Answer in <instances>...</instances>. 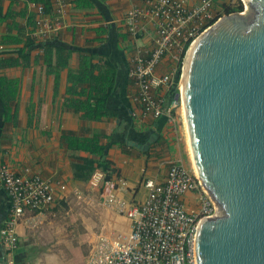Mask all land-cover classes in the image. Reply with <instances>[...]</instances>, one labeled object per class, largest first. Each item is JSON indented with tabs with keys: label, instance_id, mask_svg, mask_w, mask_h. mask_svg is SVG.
<instances>
[{
	"label": "crops",
	"instance_id": "crops-1",
	"mask_svg": "<svg viewBox=\"0 0 264 264\" xmlns=\"http://www.w3.org/2000/svg\"><path fill=\"white\" fill-rule=\"evenodd\" d=\"M44 1L54 6L53 0H0V77L11 81L9 86L0 85V166L14 172L29 167L66 184L64 194H56L47 211H27L16 224V264H64L73 238L86 234L89 242L99 232L128 230L124 216L102 205L103 180L93 184L99 169L86 181L73 177V163L99 155L67 146L65 136L104 135L99 143L105 145L103 154L114 169L110 179L121 177L126 182L121 189L117 186L114 194L126 200L142 201L147 193L143 180L163 181L171 161L189 166L179 119L171 122L164 115H144L140 104L131 98L136 87L127 77V66L134 45L150 43L153 35L151 22L136 40L127 33L124 15L134 0H68L59 18L60 27L50 40L52 67H47L43 54L27 42L26 35L38 15L37 4ZM198 1L188 0V4ZM224 1L213 3L218 16L224 14ZM24 49H29L28 55L18 56ZM173 66L172 57L165 55L156 73ZM101 83L106 96L103 104L97 105V100L90 98V89L92 85L101 91ZM156 91L165 97L170 94L164 86ZM77 100L80 108L95 104L103 106L99 111L105 109L107 114L84 118L82 111L73 109ZM149 138L153 141L147 150L126 143L141 144ZM157 138L159 144H153ZM75 191L83 194L80 201ZM182 200L188 209L198 205L193 192L184 194ZM8 205V196L0 188V228Z\"/></svg>",
	"mask_w": 264,
	"mask_h": 264
},
{
	"label": "built area",
	"instance_id": "built-area-1",
	"mask_svg": "<svg viewBox=\"0 0 264 264\" xmlns=\"http://www.w3.org/2000/svg\"><path fill=\"white\" fill-rule=\"evenodd\" d=\"M53 1L54 6L49 12L43 10L41 3L37 4L38 15L26 33L36 43L47 41L58 31L59 18L69 5L68 0ZM213 3L214 0H199L194 5L188 4V0H134L125 13V29L133 40L146 30L147 22L153 24L150 43L135 44L127 66V77L136 87L131 98L140 104L144 115H164L169 121L176 122L182 102L185 54L195 38L218 17L213 11ZM243 10L242 5L240 12ZM37 51L41 54L43 48L37 47ZM165 55L172 57L174 66L157 74V66ZM161 86L170 91L169 98L157 93ZM93 176V184L102 179L101 172ZM125 183L121 177L103 180L100 194L103 207L126 218L128 230L111 234L99 232L89 241L84 264H197L195 236L198 223L217 215L218 208L194 168L182 161H171L163 181L143 180L147 193L142 201L115 196L113 190L117 186L121 189ZM0 188L6 192L9 201L7 216L0 228L3 264H16V224L27 211H47L56 194H64L66 184L29 167L14 172L2 165ZM188 192L196 195L198 205L195 208L188 209L182 200ZM75 194L80 201L83 194L78 191Z\"/></svg>",
	"mask_w": 264,
	"mask_h": 264
},
{
	"label": "water",
	"instance_id": "water-1",
	"mask_svg": "<svg viewBox=\"0 0 264 264\" xmlns=\"http://www.w3.org/2000/svg\"><path fill=\"white\" fill-rule=\"evenodd\" d=\"M241 1L242 12L195 38L183 64L195 169L218 208L198 223L197 264H264V0Z\"/></svg>",
	"mask_w": 264,
	"mask_h": 264
},
{
	"label": "trees",
	"instance_id": "trees-1",
	"mask_svg": "<svg viewBox=\"0 0 264 264\" xmlns=\"http://www.w3.org/2000/svg\"><path fill=\"white\" fill-rule=\"evenodd\" d=\"M235 4L232 6H224V12H232V11H241L242 10V3L240 0H237ZM43 5V10L45 12H49L52 9V6L48 1L41 2ZM52 38V37H51ZM50 39H48L45 42L42 43H36L33 41V39L27 35V42L33 46V48L42 47L43 52V60L46 63L47 67H52V51H51V43ZM29 49H24L19 52L18 56L26 57L28 55ZM58 53V51H57ZM62 62V60H61ZM85 66V65H84ZM83 68V66H82ZM84 69V68H83ZM102 82V81H101ZM11 81L1 78L0 77V85L2 86H9ZM106 84V83H105ZM101 86V91L97 89L96 87L91 85L90 89V98L96 99L97 105H102L104 102V98L106 96V92L103 90V87H105L104 83H101L99 87ZM1 95V94H0ZM172 94L170 93L168 97L169 98ZM4 101V100H3ZM78 100L75 101L73 109L75 111H82V116L84 118L92 117V118H100L102 115L107 114L106 110L99 111L98 107L103 106H94L95 104L91 105L88 109L87 107L80 108L77 104ZM6 109V108H5ZM93 113V114H91ZM102 134H94L92 137L89 138H78V137H67L65 136L63 141L67 144L69 147H76L77 149H81L84 151H87L93 155H99V157H81L77 163L72 164L73 169V177L77 180H83L86 181L89 179V177L96 171V169H99V171L102 173V180L110 179L112 176V173L114 169L111 166V162L107 160L106 156H104L103 151L105 150V145H102L99 143V140L103 137ZM160 138H157L153 144H159ZM124 146H126L125 143H123ZM147 152V151H146Z\"/></svg>",
	"mask_w": 264,
	"mask_h": 264
},
{
	"label": "rangeland",
	"instance_id": "rangeland-1",
	"mask_svg": "<svg viewBox=\"0 0 264 264\" xmlns=\"http://www.w3.org/2000/svg\"><path fill=\"white\" fill-rule=\"evenodd\" d=\"M214 1H216V0H214ZM236 2H238V1L237 0H226V1H224L222 3V6H223V10L222 11H223V13H226V12H224V6H232ZM241 3H242V1H241ZM242 5L244 7L243 3H242ZM216 19L217 18L215 17V20ZM177 115H178L177 117L179 119V121H178L179 122L178 123L179 133H180V136L183 138L186 151H188L187 143H186V132H185V128H184V125H183L182 113L180 114V110H178ZM187 155H188V161L187 162H188L189 166L194 168L193 162L191 160V157H190L189 153ZM72 243L73 244H72V247H71V251L70 252H66V255H69V256L67 257L66 262L64 264H84L85 261H86L85 260V256H86L88 248H89V242L87 241V235L86 234H82L80 237L73 238Z\"/></svg>",
	"mask_w": 264,
	"mask_h": 264
},
{
	"label": "bare ground",
	"instance_id": "bare-ground-1",
	"mask_svg": "<svg viewBox=\"0 0 264 264\" xmlns=\"http://www.w3.org/2000/svg\"><path fill=\"white\" fill-rule=\"evenodd\" d=\"M246 1V0H245ZM247 3V2H246ZM248 6V3H247ZM246 6V8H247ZM180 111L182 113V120H183V125L185 128V132H186V143H187V149H188V153L191 157V160L193 162V166H194V170L197 173L196 169H195V162L193 159V155H192V150H191V145H190V140H189V134H188V128H187V121H186V114H185V105H184V98H182V102H181V108Z\"/></svg>",
	"mask_w": 264,
	"mask_h": 264
}]
</instances>
